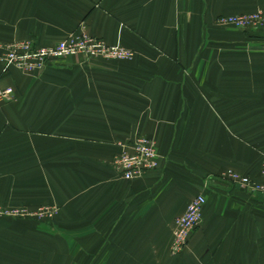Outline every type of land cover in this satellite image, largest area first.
Segmentation results:
<instances>
[{
    "label": "crops",
    "instance_id": "crops-1",
    "mask_svg": "<svg viewBox=\"0 0 264 264\" xmlns=\"http://www.w3.org/2000/svg\"><path fill=\"white\" fill-rule=\"evenodd\" d=\"M264 0H0V43L49 45L81 25L130 60L82 55L38 74L0 62V208L55 205L51 218L0 214V264H264L261 180L264 28L215 19ZM139 135L158 166L127 180L112 163ZM202 219L169 250L196 194Z\"/></svg>",
    "mask_w": 264,
    "mask_h": 264
},
{
    "label": "built area",
    "instance_id": "built-area-1",
    "mask_svg": "<svg viewBox=\"0 0 264 264\" xmlns=\"http://www.w3.org/2000/svg\"><path fill=\"white\" fill-rule=\"evenodd\" d=\"M215 21L220 25H230L240 29L264 28V9L220 15ZM133 54V51L128 48L107 44L102 38L88 33L84 25L80 26L78 32L69 33L49 45L39 44L33 38L13 39L0 43V62L4 69L13 67L25 74H38L48 62L68 56L82 55L130 60ZM13 98L14 89L12 87L0 89V101ZM158 158L155 139L139 135L122 147V150L113 157L112 163L122 178L131 180L155 169L158 166ZM227 175L234 184L240 187L264 192V156L260 167L261 180L255 181L234 169H229ZM204 204V194L198 193L189 200L183 213L174 218L169 247L172 254L181 252L188 244L192 233L201 222ZM57 210L55 205L48 204L33 210L25 207L0 208V214L45 219L53 217Z\"/></svg>",
    "mask_w": 264,
    "mask_h": 264
},
{
    "label": "rangeland",
    "instance_id": "rangeland-1",
    "mask_svg": "<svg viewBox=\"0 0 264 264\" xmlns=\"http://www.w3.org/2000/svg\"><path fill=\"white\" fill-rule=\"evenodd\" d=\"M230 15H232V14H230ZM114 46H119V45H114ZM122 47V46H121ZM180 253V252H179Z\"/></svg>",
    "mask_w": 264,
    "mask_h": 264
}]
</instances>
